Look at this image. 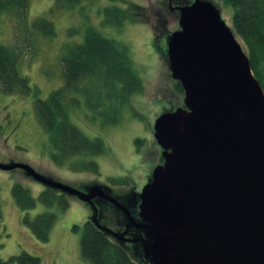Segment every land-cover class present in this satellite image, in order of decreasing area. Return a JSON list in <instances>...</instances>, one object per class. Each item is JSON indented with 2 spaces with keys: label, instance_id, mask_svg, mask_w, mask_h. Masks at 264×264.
Masks as SVG:
<instances>
[{
  "label": "water",
  "instance_id": "obj_1",
  "mask_svg": "<svg viewBox=\"0 0 264 264\" xmlns=\"http://www.w3.org/2000/svg\"><path fill=\"white\" fill-rule=\"evenodd\" d=\"M178 9L180 28L166 54L185 106L155 120L164 161L139 192L136 217L104 185L82 191L25 163L0 162V169H22L91 204L90 220L121 244L141 243L151 264H264L263 87L215 3L194 0ZM97 199L125 213L124 231L100 223ZM132 227L142 232L133 240Z\"/></svg>",
  "mask_w": 264,
  "mask_h": 264
},
{
  "label": "rangeland",
  "instance_id": "obj_2",
  "mask_svg": "<svg viewBox=\"0 0 264 264\" xmlns=\"http://www.w3.org/2000/svg\"><path fill=\"white\" fill-rule=\"evenodd\" d=\"M193 1L173 0L177 6ZM211 1L220 8L227 24L233 26V7L224 0ZM129 3L137 5L133 8L131 18L124 20L121 25L113 26L105 22L103 8L113 5L128 8ZM165 5V0H94L93 4H86L88 21L105 35L128 45L135 68L144 83L143 91L131 97L130 104L124 106L120 120L115 124L103 125L101 117L94 119L86 107L73 109L72 117L76 124L90 137H101L108 148L106 153L92 158H80L95 160L98 172L84 167L72 170L68 164L56 163L52 157L50 135L35 111V96L6 94L1 88L0 162L28 164L39 173L82 191H87L91 185L101 184L110 188L111 193L119 196L123 202H126L125 196L130 198L139 194L154 168L164 161L163 148L154 135L155 120L165 111L185 106V93L177 90L178 81L172 77L166 57L168 37L180 28V11H169ZM52 6V0H30L27 15L29 23L43 17L52 20L56 32L50 37L30 31L12 12L0 14V41L19 50L20 73L29 77L31 85L39 89L38 96L43 99H47L64 83V47L83 40L85 18L79 7L54 11ZM110 14L116 16L119 13ZM72 26L81 33L70 32ZM238 39L247 50L242 39ZM72 95L77 98L80 96ZM24 172L19 168L0 169V204L3 215L0 257L8 260L13 255L27 251L39 256L42 264H88L82 256L80 239L83 224L94 214L91 204L67 194L70 205L65 210H61L58 204L48 206L41 202L32 209L23 210L13 196L15 183L20 182L37 198L46 188L43 183ZM121 177L128 182L117 185L112 181V178ZM101 200L105 204V217L100 212ZM137 200L134 207L137 212H132L135 217L139 211V196ZM96 204L102 225L119 232L126 229L127 218L122 210L104 199H97ZM47 211L56 213L57 217L49 240L41 241L25 224L24 219L26 216L34 218ZM75 225H79L81 230L75 231ZM129 233L131 235L127 234V237H132L130 239L142 234L141 230L134 227ZM125 243L130 246L134 244L129 241ZM143 260L144 264H151L144 256Z\"/></svg>",
  "mask_w": 264,
  "mask_h": 264
},
{
  "label": "trees",
  "instance_id": "obj_3",
  "mask_svg": "<svg viewBox=\"0 0 264 264\" xmlns=\"http://www.w3.org/2000/svg\"><path fill=\"white\" fill-rule=\"evenodd\" d=\"M52 1L54 11L79 7L85 18L83 40L64 47L63 85L54 90L47 99L39 97V89L31 85L28 76L20 73L19 50L0 41V88L6 94L35 96V111L50 135L52 157L56 163L68 164L72 170L84 167L98 172V163L95 160L80 158H92L106 153L108 148L101 137H90L76 124L72 117L73 109L86 107L91 111L88 114L94 119L101 117L103 125L115 124L119 122L124 106L130 104L131 97L143 91L144 83L135 68L128 45L105 35L101 29L87 20L86 4L91 5L94 0ZM224 1L234 9L232 29L236 37H240L246 45L247 50L243 47L249 55L253 73L264 90V0ZM29 2L30 0H0V14L12 12L30 28V31H36L35 33L44 36H54L55 25L48 17L34 19L30 23L27 21ZM134 7L137 5L132 6L131 3L128 8L106 6L102 10L105 22L113 26L121 25L124 20L131 18ZM112 12L119 14L112 16L110 14ZM71 31L75 34L81 33L73 26ZM177 90L184 92L179 81ZM72 93L80 94L79 98ZM112 181L117 185L128 182L124 177L112 178ZM13 196L23 210L32 209L39 202L48 206L58 204L61 210L67 209L70 205L67 194L47 186L37 198L31 194L30 189L17 182L13 186ZM100 206L102 212L103 200ZM56 217V213L47 211L34 218L26 216L24 222L39 240L48 241ZM2 223L0 204V229ZM73 229L80 231L81 227L75 225ZM80 243L82 256L88 264H144L141 243L133 242L134 244L130 246L117 240L113 241L90 219L82 226ZM9 263L42 264V260L27 251L13 255L8 260L0 257V264Z\"/></svg>",
  "mask_w": 264,
  "mask_h": 264
},
{
  "label": "flooded vegetation",
  "instance_id": "obj_4",
  "mask_svg": "<svg viewBox=\"0 0 264 264\" xmlns=\"http://www.w3.org/2000/svg\"><path fill=\"white\" fill-rule=\"evenodd\" d=\"M165 3H166V7L169 9V11H178L179 12V9H178V7L179 6H181V5H175L174 4V2H173V0H165ZM177 15V14H176ZM151 178V176L150 177H148V180L147 181H149V179ZM138 196H139V194L137 193L136 194V196H131L130 198H128L127 196H125L126 198H124L125 200H126V202L125 203H127L128 204V206L132 209V211L135 213V212H137V210H135L134 209V207H136V201H138L137 200V198H138ZM122 200V199H121ZM104 206H105V204H103V207H102V215L105 217V215L107 214H104ZM131 234L130 233H128V236H130ZM129 238H132V237H129ZM133 240V239H132ZM129 243H133V241H129Z\"/></svg>",
  "mask_w": 264,
  "mask_h": 264
}]
</instances>
